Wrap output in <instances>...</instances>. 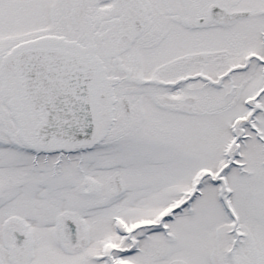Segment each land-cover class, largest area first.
<instances>
[{"label": "snow or ice", "instance_id": "1", "mask_svg": "<svg viewBox=\"0 0 264 264\" xmlns=\"http://www.w3.org/2000/svg\"><path fill=\"white\" fill-rule=\"evenodd\" d=\"M0 264H264V0H0Z\"/></svg>", "mask_w": 264, "mask_h": 264}]
</instances>
